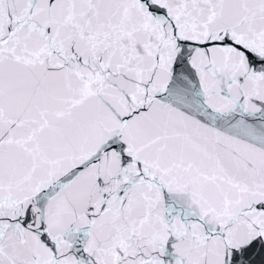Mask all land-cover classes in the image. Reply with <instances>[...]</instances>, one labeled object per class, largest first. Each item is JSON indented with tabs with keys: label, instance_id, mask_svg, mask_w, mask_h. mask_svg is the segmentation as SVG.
<instances>
[{
	"label": "snow or ice",
	"instance_id": "obj_1",
	"mask_svg": "<svg viewBox=\"0 0 264 264\" xmlns=\"http://www.w3.org/2000/svg\"><path fill=\"white\" fill-rule=\"evenodd\" d=\"M0 264H264V0H0Z\"/></svg>",
	"mask_w": 264,
	"mask_h": 264
}]
</instances>
